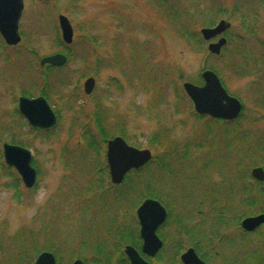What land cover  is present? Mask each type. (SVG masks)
<instances>
[{
  "label": "rangeland",
  "instance_id": "1",
  "mask_svg": "<svg viewBox=\"0 0 264 264\" xmlns=\"http://www.w3.org/2000/svg\"><path fill=\"white\" fill-rule=\"evenodd\" d=\"M59 15L73 25L70 46L62 40ZM222 20L231 23L227 44L220 55H212L202 30ZM19 32L15 47L0 36V264H15L5 247L24 230L39 232L37 245L67 240L59 264H70L85 257L98 260L93 247L107 238L112 224L130 228L137 223L144 200L137 205V190L129 194L112 184L106 159L107 141L120 132L129 145L151 150L153 159L167 158L168 149L183 153L189 148L192 158H173V176L153 163L129 171L121 183L140 171L130 176L137 189L157 190L174 214L179 210L188 216L183 220H200L198 210L213 213L216 194L225 206L231 184L239 191V160L246 159L243 173L249 180L251 170L261 165L264 0H25ZM66 52L67 68L40 67L44 57ZM205 70L216 72L229 94L243 103L231 123L200 117L185 94L184 83L204 84ZM91 77L96 85L87 95L84 84ZM43 92L57 115L52 130L33 129L18 109L20 97ZM98 122L109 136L106 141ZM158 134L162 144L152 145ZM242 137L245 145L239 143ZM91 140L99 144V155L88 149ZM5 143L32 151L38 171L33 189L6 165ZM184 177L191 178L185 186ZM210 183L218 188L212 190ZM200 185L204 189L198 195ZM118 191L128 194L119 196V203ZM238 194L231 204L236 205ZM235 208L232 215L240 218L242 211ZM247 250L249 256L256 253L254 239L248 238Z\"/></svg>",
  "mask_w": 264,
  "mask_h": 264
},
{
  "label": "water",
  "instance_id": "2",
  "mask_svg": "<svg viewBox=\"0 0 264 264\" xmlns=\"http://www.w3.org/2000/svg\"><path fill=\"white\" fill-rule=\"evenodd\" d=\"M24 7V0H0V34L10 46H16L21 42L19 23ZM59 24L63 40L67 44L72 43L74 31L69 19L65 15H60ZM230 28L231 23L222 20L213 28H204L202 35L207 41H210ZM226 43L227 40L223 37L218 43H211L209 50L218 55ZM65 60L64 55L56 54L43 58L41 65L60 66L64 64ZM203 79L204 85L201 87L189 82L183 85L196 113L223 120L238 118L242 111V104L237 98L227 93L218 76L213 71L208 70L203 73ZM95 84L94 78H89L85 82L84 91L87 95L93 92ZM19 110L36 128L50 129L57 123V117L44 97L32 100L21 97ZM3 156L6 164L19 173L26 188L30 189L36 185L38 174L32 166L33 154L31 150L5 143ZM106 158L112 183L120 184L129 171L140 169L151 161L153 156L150 150L138 149L128 145L122 137H115L107 143ZM253 176L258 179L264 178L263 169L255 168ZM137 217L141 226V238L144 242L142 250L144 253L155 255L162 247V242L156 232L158 226L166 220L167 211L160 202L147 199L137 209ZM262 223H264V215L250 217L244 220L243 227L246 230H254ZM125 251L131 260V264H148L132 246H127ZM185 258H191V254L187 253ZM35 264H57V260L53 253L43 252L37 257ZM73 264H83V262L76 260Z\"/></svg>",
  "mask_w": 264,
  "mask_h": 264
},
{
  "label": "flooded vegetation",
  "instance_id": "3",
  "mask_svg": "<svg viewBox=\"0 0 264 264\" xmlns=\"http://www.w3.org/2000/svg\"><path fill=\"white\" fill-rule=\"evenodd\" d=\"M37 1L44 4H48L52 2V1H39V0ZM224 35L225 34L214 38L213 40L209 41V44L215 41L219 42L221 37H223ZM72 43L67 44L66 42H64V45L70 46ZM226 44L223 46V48L226 46ZM67 54H68L67 52L66 54H63L66 58L63 65L60 66H54L48 64L41 65V61H40V67L42 69H44L45 67H47V69L48 68L54 69L62 66H65V68H67V61H68ZM40 97H44L49 103L48 96L44 92L43 94L37 97H30V98L28 97V99L32 100ZM18 109H19V105H18ZM19 113L24 118V120L27 121L28 125L31 126L33 129L51 130V129H40L33 127L29 123V121L25 118V116L20 112V110ZM226 122L231 123V121H226ZM245 161L246 159L242 161L241 171L238 177L239 181L237 182V184L239 187V191L238 190L235 191L237 193L239 192L241 209L239 208L238 210L242 211L241 212L242 215L240 216V218H238V220L232 221L230 219H227V220L218 221L216 220V215L214 214V212L210 214H202L203 212L201 210L197 211L198 214L202 216L200 220L199 219L192 221L183 220L182 219L183 217L188 218V216L185 215L183 212H179V210H177L174 214L171 209V204L167 205L163 201L156 199L165 207L167 211L166 220L158 226L156 232L158 238L162 242V247L160 248V250L155 255H150L143 252L142 248L144 242L141 238V234H140L141 226L137 218L139 243L136 245L133 244L124 245L123 246L124 249L122 248L121 251L116 252L114 255L115 257L114 261H112L109 264H131V260L125 251L127 246H132L134 249H136L139 252L142 259L148 264H248V256H249L247 250L248 238L255 240L256 253L257 255L259 254L258 258L260 257L261 259L259 264H263L264 223L260 224L254 230H246L243 227V222L247 218L264 215V178L258 179L253 176V170L255 168H262L264 171V159L261 162V165L256 166L251 170L250 180L248 179V175H246V173H243L245 172L243 169L245 167ZM248 181H250L252 184L250 185V187L248 186L249 185ZM225 183L228 184L227 182ZM210 186L211 189L213 190L214 188L211 183ZM248 187L249 188L253 187L250 190V192H255L257 196L255 207L251 208L250 210H248L249 209L248 206L249 200L247 197ZM203 189L204 188L198 191V195H200ZM229 190L231 189L229 188ZM200 198H204V197L200 196L195 201H198ZM214 200L215 197L212 199V201ZM229 201H231V196L228 198L226 203H230ZM254 210L256 211L252 212ZM236 238H238L237 241L235 240ZM233 243H240L239 244V247L241 248L240 252L235 251V249H237L238 247V244L234 246ZM187 253L191 254V258L184 259V256ZM94 258L95 257H93L91 260L96 259ZM190 259H194V260H190ZM77 260H81L83 264H94L93 261L89 262V260L86 257ZM84 260H86L87 262H85ZM72 263L73 262H71L70 264Z\"/></svg>",
  "mask_w": 264,
  "mask_h": 264
},
{
  "label": "trees",
  "instance_id": "4",
  "mask_svg": "<svg viewBox=\"0 0 264 264\" xmlns=\"http://www.w3.org/2000/svg\"><path fill=\"white\" fill-rule=\"evenodd\" d=\"M247 17V16H246ZM193 37H195V35L191 34ZM186 94V93H185ZM98 118V117H97ZM100 127V132L102 133V135H104V140L106 141L107 139H109V136H107L104 132V130L102 129L101 124H99L98 122V128ZM120 135L122 137L125 138V135L123 132H120ZM126 139V138H125ZM247 140V139H246ZM246 140L244 141L243 137L241 139H239V143L241 141V143H243V145H245ZM92 142L88 143V149L89 150H94L95 153H97L98 155L100 154L99 152H101V148L99 146V144L93 140H91ZM152 145H159L162 144L163 142V138L162 135L158 134L155 135L152 138ZM236 141H233V143ZM231 145V144H230ZM186 151H185V150ZM183 149V153H181L179 150H174L173 149H168V156L165 159H159V158H154L153 161H151L148 165H153V163L157 164L159 167H161L162 169H166L168 172L171 173V176L174 175V171L171 168L172 166V162L174 163L175 160L178 159V161H186L187 156L191 157L192 156L189 154L188 150L189 148H184ZM174 157H178L177 159H173ZM84 160V159H83ZM241 165H242V160H239V163H237L236 168L237 169H241ZM100 167V165L98 166V168ZM147 167V165H146ZM11 169V168H10ZM145 169V168H144ZM103 169L99 168L98 171L102 172ZM138 172L140 171H134L131 172L130 174H128L124 184L119 185V188L124 189V191L128 190V193L130 194L132 191L137 190L138 193V197L139 201L137 200V205L141 200L147 199V198H155L158 199L160 201H163L165 204H169L168 203V199H165L164 196L160 195L159 192L157 190H152V189H145V190H140L137 189L139 185L135 186L134 185V178L131 179L132 177H130L131 175H137L139 174ZM130 177V178H129ZM181 179V177H179ZM190 177H184V186L188 184V180H190ZM156 181V180H154ZM114 187V186H113ZM218 187H215L214 189H217ZM235 186L231 184L229 192L231 194V199L233 203V194L235 191ZM253 188V187H252ZM252 188H248L247 189V197H248V206L250 210L251 208L255 207V202L257 201V196L255 192H250V190ZM200 189H202L201 185L198 187V191H200ZM237 189V188H236ZM186 192L188 191L186 188L183 189V191ZM238 190V189H237ZM182 191V190H180ZM189 192V191H188ZM187 192V193H188ZM190 193V192H189ZM239 193V192H238ZM17 197H21L22 193L20 191H18L17 193ZM118 196H116L115 201L117 203H119V196H127L128 194L125 192H121L118 191ZM201 194V193H200ZM239 195V194H238ZM219 195H215V200L212 201L213 205V209H214V213L216 215V220L218 221H222V220H227L230 219L232 221L234 220H238L237 217H235L234 214L236 212V208L237 209H241V203H240V197L237 199L236 201V205L235 204H231V203H226L225 206L223 204L220 203V201L218 200ZM239 205H238V203ZM119 207V204H118ZM256 210L252 211L255 212ZM250 213V212H249ZM138 224L136 223L135 225H133L130 228H127L125 226H121V225H116V224H112L111 228L108 229V235H106L107 238H105L103 241L98 242L95 247H93V250L96 252V257H98V260H92L93 263L96 264H109L112 262V258L115 255L116 252H119L122 250L124 245H128V244H133L136 245L139 243V238H138ZM46 236V234H44ZM37 237H39V232L35 233L32 231H23L22 233L18 234V236H16L13 239H10L7 241V247H5L6 252L8 253V255H10V262L12 263H22V262H27L28 264H33L35 262L36 257L44 251H48V252H52L58 259V264L62 261V255L67 253L64 251V249L67 251V240H65L64 243H51L48 239L44 241L43 245H37ZM1 250V249H0ZM259 255V254H258ZM257 253L254 252L253 255L248 256V262H251L250 264H259L261 259L260 257L258 258ZM24 258V260H23ZM90 262V261H89ZM263 264H264V257H263Z\"/></svg>",
  "mask_w": 264,
  "mask_h": 264
}]
</instances>
